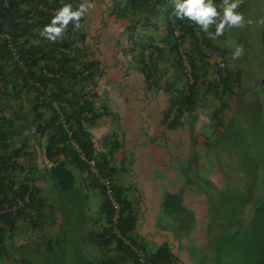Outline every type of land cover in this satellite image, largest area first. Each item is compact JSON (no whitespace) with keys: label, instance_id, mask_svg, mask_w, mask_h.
<instances>
[{"label":"rangeland","instance_id":"1","mask_svg":"<svg viewBox=\"0 0 264 264\" xmlns=\"http://www.w3.org/2000/svg\"><path fill=\"white\" fill-rule=\"evenodd\" d=\"M237 11L243 13L244 24L226 28L212 42L207 39L208 64L198 80L194 119L186 114L180 128L165 126L166 133L160 126L159 87L142 92L133 89L129 97L121 94L113 99L112 82L106 75L100 83L105 96L101 106L106 112L95 120L94 131H88L100 149L107 140L120 143L110 147L112 168L126 171L118 184L130 201L132 215L139 219L146 206L151 210L150 231L163 242H149L145 228L140 247L156 252L170 241L177 264H264V0H240ZM96 15L92 18H99ZM119 28L113 24L103 30L100 41L108 33L113 42ZM94 32L88 29L87 34ZM105 45V53L114 50L112 43ZM187 48L181 49L185 55ZM237 48L242 55L233 59ZM108 61L110 73L117 75L126 58L113 54ZM165 64L160 62L161 67ZM226 73L230 80L221 82ZM138 75L132 71L128 79L132 77L136 84ZM193 80L191 76L190 83ZM175 81L170 74L162 84L173 86ZM163 85V101L170 110L177 106L175 88L164 90ZM96 131L103 133L97 137ZM100 181L105 184L107 180L100 177ZM92 190L100 195L90 202L104 203L102 190ZM42 196L44 212L58 227L50 229V239L39 234L41 243L29 258L23 253L19 257L30 264H97V251L89 253L87 246L89 236L99 231L94 224L80 222L82 214L95 216L84 206L83 196L72 190L52 193V188ZM121 239L132 245L127 238Z\"/></svg>","mask_w":264,"mask_h":264},{"label":"trees","instance_id":"2","mask_svg":"<svg viewBox=\"0 0 264 264\" xmlns=\"http://www.w3.org/2000/svg\"><path fill=\"white\" fill-rule=\"evenodd\" d=\"M89 2L102 12L101 24H93L95 32L87 34L90 20L86 13L78 30L70 24L53 42L41 32L54 11L65 3L75 10L84 0H0V256L7 249V235L18 224L25 229L39 226L44 199L34 175L46 162L62 191L73 190L77 182L71 166L85 171L92 187L102 190V212L108 227L88 239L99 249L97 264H177L167 244L144 256L136 251L141 249L135 234L137 218L118 184L119 170L112 168L114 152L110 147L120 143L107 140L103 151L88 132L106 112L101 106L100 83L109 73L110 63L101 45V31L120 25L114 37L115 51L126 62L115 80L118 88H127L123 85L132 71L142 75L148 88H161L163 77L174 74L175 84L163 85L164 90L175 88L177 106H171L163 120L169 130L180 128L186 114L194 119L198 80L208 64L203 45L208 48L210 43L197 26L176 19L171 0ZM214 3L221 11L223 0ZM178 30L180 38L175 34ZM186 40L191 47L185 55L181 49ZM161 61L166 62L163 67ZM230 78L226 73L220 80L227 83ZM81 154L88 161H82Z\"/></svg>","mask_w":264,"mask_h":264},{"label":"crops","instance_id":"3","mask_svg":"<svg viewBox=\"0 0 264 264\" xmlns=\"http://www.w3.org/2000/svg\"><path fill=\"white\" fill-rule=\"evenodd\" d=\"M89 1H92V0H89ZM215 1L216 0H214V2ZM95 7H96V5L92 4V7L89 8V10L86 14L87 18L90 20L88 23L89 27L87 29H92V28L94 29L93 24L100 25L102 22V20H101L102 12H101V10H97ZM96 14H99V15H96ZM95 15L98 16L99 18H92ZM214 29L215 28L213 27L210 30L214 31ZM102 32L103 31H101V33ZM109 37H110V34L106 33L104 42L101 43L102 47L106 46L105 44H109V43H112L114 45V47H113L114 50H111L110 52H106L107 56H108L107 60L109 57H112L113 54L118 53L117 51H115L114 41L111 42ZM211 42H212V40H211ZM187 45H188V48L191 47L190 44H188V42L186 40L185 46H187ZM203 48L205 49L206 47L203 45ZM108 72L109 73L107 74L106 78L110 79L112 82L113 99H116L118 96H121V94H125V97L127 98L133 92V89L142 92L144 90H147V88H148V85L146 84L145 79H143V77L140 73H138L139 75L134 78L137 83L133 84L132 77H131V79H128L131 76V73H130V75L127 76L128 82H126V85L128 86V88H126L123 85L125 88L120 89L116 86L115 80H117L121 76L122 72L119 71L117 75L111 74L110 70ZM157 91H158V97H159L160 102L162 103V106H163L162 111L160 112V114L163 117L162 123L160 124V126H162L163 128H161V129L167 133L169 130L165 127V125H163V120H164L165 115L168 113L167 112L168 111L167 110L168 102L163 101L162 93L165 95L163 89L159 88ZM103 98L105 99V96ZM93 127L94 126L88 128V130L91 133H92V131H94ZM102 133H103L102 131H96V134H98L97 137H99L100 134H102ZM147 141H149V140H147ZM71 168L74 170V174H75V177L77 178V182L79 181L78 182L79 186H77V182H76L74 189L72 191H76L77 193L81 194L85 200L84 206H87V208L92 211V214H95V216H90V217H86V215L82 214V218L80 219V222L86 224L87 226H92L94 224V227H98V231H99L96 234L102 233L108 227L107 226V220L104 218V215L102 212V207H103L104 203H102V201H100L98 203H94L96 198H97V195H100V194L97 193L96 191L92 190L93 187L90 183V176L85 171L77 169V168H73L72 166H71ZM124 173H126V171L120 173L118 175L117 179H119L120 175L124 174ZM34 177L36 178L37 189L39 190V194L42 197V199H44L42 194L47 192L49 188H52V193H59L60 194L62 192L57 187L56 183L54 182V180L51 176V171H50L48 165L46 164V162H45V165L41 166L40 169H38L36 171ZM88 190H90V192H88ZM124 193H125V190H124ZM91 198H94L93 203L90 202ZM45 202H46V200L44 199V203H43L44 206H42V208L40 209L41 217H40L38 227L25 229L24 227H20V224H21L20 223V224H18V228L15 231L10 232L7 235V239L5 241V246L7 249L0 256V264H28V261H26V260L24 262L21 261L23 258L19 257L20 253H23L25 255L24 257L29 258V256L32 255L33 251L36 250L37 247L39 246V244L41 243V242L38 243V241L40 239L39 234L47 235V237H46L47 239L52 238V237L48 236V233H50V229L54 225L58 227V224H56V222H54L52 224L50 221L52 219V217H50L48 215V211L44 212V210L47 209L45 207ZM146 211L142 217L137 219V227H136L135 234H136V237L138 239V242L139 241L142 242V240H143L142 235L144 234L145 228L148 230L145 234L147 235L146 239L149 242H155V243L163 242L160 240L162 237H160L158 234L151 233V231H150L151 230L150 220L148 219V215H150L151 210L147 206H146ZM73 219L77 220L76 218H73ZM29 234L32 237H30ZM80 237H82V236H80ZM172 244L173 243L170 241L167 243V245H170L171 247H172ZM44 245L46 246V242H44ZM141 249H142V247H141ZM92 250H94V252L97 251V255H98V253H99L98 247L93 245L88 240L87 251L90 253V251H92ZM150 253H152V252H150ZM9 254H11L10 257H9ZM12 255H13V258H12ZM116 256L118 257L117 254H116Z\"/></svg>","mask_w":264,"mask_h":264},{"label":"clouds","instance_id":"4","mask_svg":"<svg viewBox=\"0 0 264 264\" xmlns=\"http://www.w3.org/2000/svg\"><path fill=\"white\" fill-rule=\"evenodd\" d=\"M171 3L176 19L191 22L210 40H216L223 35L226 28L240 27L245 23L243 13L237 11L240 0H223L221 11H218L214 0H171ZM91 7L92 4L89 0H84V3H81L75 10L71 3L63 4L62 7L54 11L51 22L44 26L41 36L55 42L58 38L62 37L70 24L73 30H78L81 27L82 18ZM248 23H251V21H248ZM213 26L215 28L214 31L210 30ZM241 55L242 49L237 48L232 58L236 59ZM85 159V161H88L86 157ZM92 169L98 174L96 167L92 166ZM105 184L107 185L106 181ZM142 250L143 248L136 251L144 256L146 251Z\"/></svg>","mask_w":264,"mask_h":264},{"label":"built area","instance_id":"5","mask_svg":"<svg viewBox=\"0 0 264 264\" xmlns=\"http://www.w3.org/2000/svg\"><path fill=\"white\" fill-rule=\"evenodd\" d=\"M175 34H176V37H178V38L181 37V32H180L179 30L176 31ZM81 159L84 160V161L86 160L84 155H81ZM90 165H91V166H94V163H93V162H90ZM114 206L116 207L117 210L120 209L119 206H117L115 203H114ZM115 219H116V218H115Z\"/></svg>","mask_w":264,"mask_h":264}]
</instances>
